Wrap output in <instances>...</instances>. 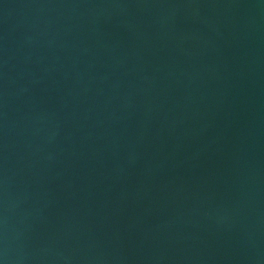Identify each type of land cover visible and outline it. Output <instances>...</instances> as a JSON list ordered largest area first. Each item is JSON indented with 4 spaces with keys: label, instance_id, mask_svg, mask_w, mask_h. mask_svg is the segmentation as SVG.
<instances>
[{
    "label": "water",
    "instance_id": "95a60500",
    "mask_svg": "<svg viewBox=\"0 0 264 264\" xmlns=\"http://www.w3.org/2000/svg\"><path fill=\"white\" fill-rule=\"evenodd\" d=\"M0 264H264V0H0Z\"/></svg>",
    "mask_w": 264,
    "mask_h": 264
}]
</instances>
